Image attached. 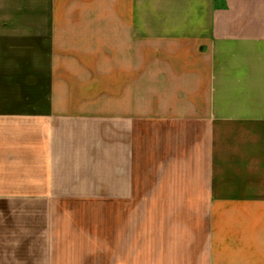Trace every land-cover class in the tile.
Segmentation results:
<instances>
[{"label":"crops","instance_id":"1","mask_svg":"<svg viewBox=\"0 0 264 264\" xmlns=\"http://www.w3.org/2000/svg\"><path fill=\"white\" fill-rule=\"evenodd\" d=\"M0 264H264V0H0Z\"/></svg>","mask_w":264,"mask_h":264}]
</instances>
